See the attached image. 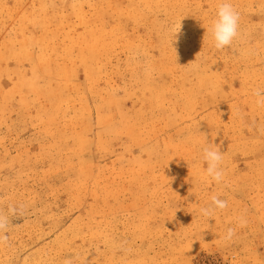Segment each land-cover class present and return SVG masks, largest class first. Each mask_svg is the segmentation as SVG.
<instances>
[{"label": "rangeland", "instance_id": "rangeland-1", "mask_svg": "<svg viewBox=\"0 0 264 264\" xmlns=\"http://www.w3.org/2000/svg\"><path fill=\"white\" fill-rule=\"evenodd\" d=\"M220 2L0 0V264H264V0L217 50Z\"/></svg>", "mask_w": 264, "mask_h": 264}, {"label": "clouds", "instance_id": "clouds-1", "mask_svg": "<svg viewBox=\"0 0 264 264\" xmlns=\"http://www.w3.org/2000/svg\"><path fill=\"white\" fill-rule=\"evenodd\" d=\"M240 28V13L235 8L231 0H221L216 9L215 18L212 21L210 27L206 31L210 34L213 41V46L217 50H222L226 47H231L233 41L239 36ZM181 30L179 27H174L172 34L176 38V34ZM254 96L257 98L256 103L264 106V89H255ZM202 160L206 165L205 172L212 181L221 183L225 178V170L223 168L224 153L220 151L216 144L209 143L203 148ZM228 207V201L219 198L216 195L211 197V205L200 209V213L204 217H212L216 210H224ZM22 214V210L19 211L14 206H10L9 213H0V244L6 243L8 237L6 235L10 227V216ZM245 221H241L243 225ZM235 235V230L232 228L227 229L224 239L226 241L231 240ZM65 264H72V261L66 260Z\"/></svg>", "mask_w": 264, "mask_h": 264}]
</instances>
